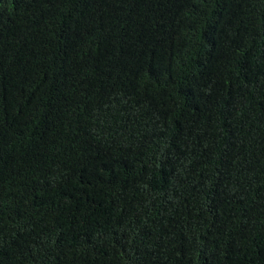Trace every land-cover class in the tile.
<instances>
[{
	"label": "trees",
	"instance_id": "1",
	"mask_svg": "<svg viewBox=\"0 0 264 264\" xmlns=\"http://www.w3.org/2000/svg\"><path fill=\"white\" fill-rule=\"evenodd\" d=\"M0 264H264V0H0Z\"/></svg>",
	"mask_w": 264,
	"mask_h": 264
}]
</instances>
